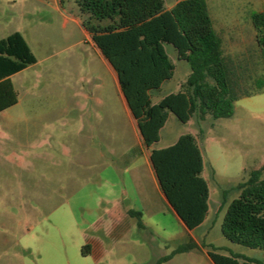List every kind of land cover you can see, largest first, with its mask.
Returning <instances> with one entry per match:
<instances>
[{
    "label": "rangeland",
    "instance_id": "374dc122",
    "mask_svg": "<svg viewBox=\"0 0 264 264\" xmlns=\"http://www.w3.org/2000/svg\"><path fill=\"white\" fill-rule=\"evenodd\" d=\"M177 1L165 0L166 7ZM206 2L232 82L252 90L264 75L252 22L264 13V0ZM71 8L73 1L0 0V40L21 33L37 59L11 77L18 103L0 112V264H213V249L264 264V250L230 242L221 232L239 185L255 170L264 179V92L240 97L230 118L195 115L184 124L170 114L153 146L167 148L186 134L198 140L211 210L193 231L196 248L174 253L191 237L148 174L141 185L150 205L140 194L146 229L129 217L115 230L116 162L138 150V131L116 73L82 25L70 20ZM165 47L175 71L152 92L153 102L180 92L191 73L175 48Z\"/></svg>",
    "mask_w": 264,
    "mask_h": 264
},
{
    "label": "trees",
    "instance_id": "16d2710c",
    "mask_svg": "<svg viewBox=\"0 0 264 264\" xmlns=\"http://www.w3.org/2000/svg\"><path fill=\"white\" fill-rule=\"evenodd\" d=\"M73 1L91 39L116 73L128 109L137 121L160 189L173 212L189 230L200 227L210 209V188L203 176L204 160L197 138L182 135L172 146L154 149L169 115L189 123L230 118L242 96L264 92V75L252 90H239L230 77L222 40L217 35L206 0H178L167 9L165 0H60ZM256 43L264 58V13L252 16ZM172 45L191 73L178 93L157 103L152 92L170 80L175 64L165 45ZM24 36L15 32L0 40V112L18 103L11 77L36 64ZM238 87V86H237ZM261 170L239 185L240 194L224 214L221 232L230 242L264 250V179ZM145 229L142 213L129 211ZM198 245L193 238L174 253ZM84 249H91L87 244ZM213 264H258L251 259L209 251Z\"/></svg>",
    "mask_w": 264,
    "mask_h": 264
},
{
    "label": "crops",
    "instance_id": "0c3cea01",
    "mask_svg": "<svg viewBox=\"0 0 264 264\" xmlns=\"http://www.w3.org/2000/svg\"><path fill=\"white\" fill-rule=\"evenodd\" d=\"M55 3L59 4V5H64L63 3H61L60 0H55ZM171 8L172 7H167V9H171ZM71 12L72 13L70 16V20L74 21L77 24L82 25V27L84 28L83 21H82L81 16L79 15V11H78L77 6H76V8H71ZM85 31L89 35V37L91 38L88 31L86 29H85ZM161 99H162V97L159 98L154 103H157ZM130 115H131V117H132V119L136 125V130L138 131V134H137L138 150L135 153L133 152L131 156H129L128 153L127 154H121L119 156L120 158L124 157V156H128V157L123 162H121L120 159H119V161L116 162V169L121 174V180L120 179H119L120 181L118 180V184H119L118 190H119V195H120L116 199L118 202V204H117L118 207L116 209V213H111V217H112V221H113L114 226H115V230L119 229L120 227L123 228L124 224H126L128 222L129 217H131L129 215L130 210H134L136 212L142 213V217H143L145 207H144L143 203L141 202L140 194L146 196V198H147L146 203H147V205H150L149 201H148V199H149L148 198V190L146 191L144 189V187L141 185V182L144 181L146 174L151 176L152 182L155 185L157 184L158 188L160 189L155 171H154L152 163H151L150 149L144 144L143 138H142L141 133L139 131L137 121L133 118L132 114H130ZM133 150H134V148H133ZM160 192L162 194V199H163L164 203L173 212L171 206L167 202V200H166L165 196L163 195L161 189H160ZM210 210L211 209H209L207 218L210 215ZM173 213L175 214V212H173ZM207 218L205 219L204 223L201 226H203L206 223ZM145 229H146V227H145ZM193 231L194 230H192V231L188 230L190 237L193 238L194 241H196V239L194 237H192V235L194 233ZM121 234L122 233H120L118 235H121Z\"/></svg>",
    "mask_w": 264,
    "mask_h": 264
}]
</instances>
